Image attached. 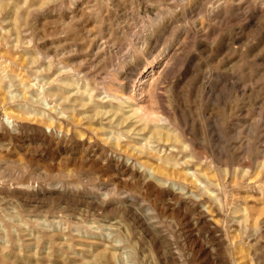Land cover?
Segmentation results:
<instances>
[{
    "label": "rangeland",
    "instance_id": "obj_1",
    "mask_svg": "<svg viewBox=\"0 0 264 264\" xmlns=\"http://www.w3.org/2000/svg\"><path fill=\"white\" fill-rule=\"evenodd\" d=\"M0 264H264V0H0Z\"/></svg>",
    "mask_w": 264,
    "mask_h": 264
},
{
    "label": "bare ground",
    "instance_id": "obj_2",
    "mask_svg": "<svg viewBox=\"0 0 264 264\" xmlns=\"http://www.w3.org/2000/svg\"><path fill=\"white\" fill-rule=\"evenodd\" d=\"M99 47V46H98ZM133 100V99H132ZM154 111V110H153ZM156 111V110H155ZM141 112L143 113L144 111H142L141 110ZM148 114V113H147ZM149 114H151V116H148L149 118H151V117H153V118H155V116H152V114L153 113H149ZM156 117H158V116H156ZM158 120L160 121V123H162L163 124V126L165 127L166 126V124L168 123V121L166 120V118L164 119V117H162V116H159V118H158ZM167 127V126H166ZM137 148V147H136ZM140 148V147H139ZM167 158H169V157H167ZM158 159H160L161 161H162V159L161 158H158ZM167 161H168V159H167ZM169 161H171V159H169ZM168 161V162H169ZM148 162V161H147ZM165 162H166V160H165ZM142 163V162H141ZM162 164V163H161ZM165 165H167V163H165ZM169 165H170V163H169ZM179 164H178V162L177 161H174V165L173 166H178ZM171 166V165H170ZM170 166H168L167 168H169ZM157 167V166H156ZM162 167H164V166H162ZM177 168V167H176ZM158 169V168H157ZM161 169V168H160ZM165 169V168H164ZM153 170V169H152ZM159 170V169H158ZM154 171V170H153ZM153 171H152V173H153ZM159 172H161V171H159ZM194 172V171H193ZM154 174V173H153ZM186 174V173H185ZM184 175V174H183ZM165 176V175H164ZM196 176V175H195ZM192 177V176H191ZM193 178V177H192Z\"/></svg>",
    "mask_w": 264,
    "mask_h": 264
}]
</instances>
